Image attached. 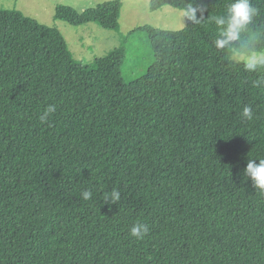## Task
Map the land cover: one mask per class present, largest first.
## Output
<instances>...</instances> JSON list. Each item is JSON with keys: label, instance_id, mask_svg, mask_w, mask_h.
<instances>
[{"label": "trees", "instance_id": "16d2710c", "mask_svg": "<svg viewBox=\"0 0 264 264\" xmlns=\"http://www.w3.org/2000/svg\"><path fill=\"white\" fill-rule=\"evenodd\" d=\"M232 2L153 0V12L193 4L204 18L121 34L91 65L57 28L0 7V264H264V192L245 175L264 158V85L253 87L264 69L215 46L211 18ZM252 4L264 49V0ZM122 8L58 6L55 19L121 33ZM133 52L142 73L127 74ZM111 104L124 110L116 127L95 114ZM114 188L120 201L105 203ZM137 220L143 240L130 235Z\"/></svg>", "mask_w": 264, "mask_h": 264}, {"label": "rangeland", "instance_id": "374dc122", "mask_svg": "<svg viewBox=\"0 0 264 264\" xmlns=\"http://www.w3.org/2000/svg\"><path fill=\"white\" fill-rule=\"evenodd\" d=\"M115 0H0V7L8 10L20 11L25 16L35 21L57 28L68 44L75 58L84 65H91L99 59L108 56L112 51L121 46V34L129 33L141 27H153L159 30L179 32L187 25V17L183 16L181 10L165 8L157 12L151 9L153 0H121L123 4L120 31L113 32L100 28L91 23L81 27H75L69 23L55 19L58 6H67L78 12H84L98 5ZM129 58L128 72L142 73L145 71L140 67V60L133 52ZM145 53H141V56ZM137 64V66H136ZM140 68V69H137ZM124 111L118 105L111 104L95 110V114L109 123L110 126L118 125V117Z\"/></svg>", "mask_w": 264, "mask_h": 264}, {"label": "clouds", "instance_id": "9594fccd", "mask_svg": "<svg viewBox=\"0 0 264 264\" xmlns=\"http://www.w3.org/2000/svg\"><path fill=\"white\" fill-rule=\"evenodd\" d=\"M206 9L203 6H195L189 4L186 9L182 10L183 16L192 20L194 23H200L203 19V13ZM200 12V19L197 18V13ZM259 15V9L254 7L252 0H234L226 9L225 15H217L211 19L219 26V37L215 40L217 49L229 50V58L237 64L242 63L244 68L249 72H258L264 69V49H258L256 43L261 39L260 34L250 32L249 26L253 24L255 17ZM249 33L247 40H244L243 34ZM233 42H240V46L236 47ZM264 85V75L253 81L254 88H260ZM57 106L49 104L43 114L39 116L42 123H47L50 117L56 113ZM243 119L252 121L255 118L253 108L250 105H245L241 112ZM245 175L248 176L254 183V186L264 192V158L249 159L245 169ZM83 200H91L93 192L90 189H85L81 192ZM109 197L113 204L121 199V193L118 189H112L110 193L104 194L105 203ZM149 225L137 220L130 228L131 237L136 240H143L149 233Z\"/></svg>", "mask_w": 264, "mask_h": 264}]
</instances>
